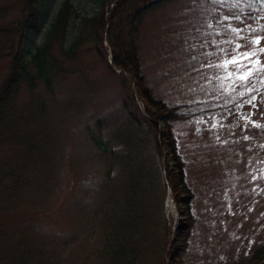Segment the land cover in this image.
<instances>
[{
    "label": "rangeland",
    "instance_id": "rangeland-1",
    "mask_svg": "<svg viewBox=\"0 0 264 264\" xmlns=\"http://www.w3.org/2000/svg\"><path fill=\"white\" fill-rule=\"evenodd\" d=\"M62 1L44 2L42 29L30 34L31 37L36 34L37 42L43 39V31ZM117 1L105 0L101 4L100 0H71L83 15L105 10V16H109ZM1 7L6 10L0 18L1 26L12 25L23 13L21 0H0ZM233 14L240 15L244 23L223 19ZM228 23L245 28L241 34L245 40L234 39V43L244 44L249 35L264 37V32L253 33L247 28L248 24L256 29L264 25V4L260 0H243L234 6L213 0H166L146 12L134 33L142 73L153 94L169 104L190 103L189 109L194 113L190 119L176 121L173 126L186 163V179L194 191L191 211L195 223L182 264H243L264 242V86L257 84L261 92L256 93V107L244 104L240 108L230 98L234 93L218 92V81L209 82L206 78L215 69L200 68L208 59L203 53L216 51L211 42L223 39L217 33H223ZM73 34L71 30L68 32L64 47ZM12 37L15 34L0 37V86L9 72L6 48ZM56 45L53 51L60 58L62 69L51 84L54 92H46L42 84L38 92L44 93L47 102L55 107H51L53 112L46 113L43 128L50 135L48 148L52 156L49 157L54 158L57 171L49 180L44 196L43 191H34L35 182L49 176L46 171L37 175L20 202L14 198L7 207L0 204V226L6 227L0 229L1 239H11L14 227L32 226L33 232L44 237L51 233L63 236L83 228L70 217L68 206L80 198L83 185L97 182L104 171L101 165L93 163L77 165L79 158L92 156L88 127L97 126L99 118L110 119L115 126L122 114L125 89L132 95L129 73L110 67L112 48L106 31L102 39L105 55L95 49L93 42H86L74 54L63 56ZM260 47H264V39ZM222 58L211 57L214 62ZM260 59L264 62V54ZM30 97L29 90L23 86L17 102ZM129 101L135 116L145 121L143 116L149 114L138 94L133 93ZM204 108L214 109L201 112ZM243 113L249 114L247 120L242 118ZM158 124L163 126V121L158 120ZM20 148L18 144L0 143V162L8 160L15 165ZM161 148L162 186L167 189L161 212L171 233L177 235L182 216L172 191L167 188L165 164L171 161L169 154L164 155L162 141ZM169 195L175 203L174 210L168 207ZM79 244L76 241L67 249L71 262L85 258Z\"/></svg>",
    "mask_w": 264,
    "mask_h": 264
},
{
    "label": "trees",
    "instance_id": "trees-1",
    "mask_svg": "<svg viewBox=\"0 0 264 264\" xmlns=\"http://www.w3.org/2000/svg\"><path fill=\"white\" fill-rule=\"evenodd\" d=\"M45 1L21 0L22 15L12 25H0V37L15 34L6 48L9 72L0 86V143L21 146L15 165L8 160L0 162V204L7 207L14 198L20 202L37 175L46 171L49 176L36 181L34 191H43L44 196L57 171L54 158L49 157L50 135L43 128L46 113L55 107L47 102L44 93L38 92L40 84L46 92H54L51 84L62 69L53 51L57 43L62 56L74 54L86 42L96 43L95 49L105 55L102 39L106 31L112 62L129 73L135 90L131 89L130 95L125 89L122 114L115 126L110 119L99 118L97 126L88 127L92 156L79 158L77 165L93 163L104 171L97 182L83 185L80 198L68 206L70 217L83 228L63 236L51 233L44 237L33 232L32 226L14 227L11 239L0 238V264H182L195 223L191 211L194 191L186 179V163L173 126L194 113L190 103L169 104L153 94L142 73L134 39L146 12L166 0H118L109 16H105V10L83 15L71 0H63L43 31V39L37 42L36 34H30L42 29ZM100 2L104 4L105 0ZM5 13L1 7L0 18ZM70 30L74 34L64 47ZM23 86L31 97L19 103ZM134 91L149 114L143 116V122L129 105ZM210 109L214 108L201 112ZM158 120L163 121V126ZM161 141L171 161L165 164L164 175L182 216L175 236L161 212L166 194L159 163ZM0 229L6 227L1 225ZM76 241H80L79 249L85 258L71 262L67 249ZM243 264H264V242Z\"/></svg>",
    "mask_w": 264,
    "mask_h": 264
},
{
    "label": "snow or ice",
    "instance_id": "snow-or-ice-1",
    "mask_svg": "<svg viewBox=\"0 0 264 264\" xmlns=\"http://www.w3.org/2000/svg\"><path fill=\"white\" fill-rule=\"evenodd\" d=\"M213 2L221 4L228 3L234 6L237 3L243 2V0H213ZM260 2L264 4V0H260ZM249 16L251 17V14H249ZM223 19L225 21L235 19L244 23L240 15L237 14H233L232 16L226 15ZM247 28L253 33L257 31L264 32V25L256 29L252 27L251 24H248ZM244 32L245 28L233 26L231 23L226 24L223 33H217V35H221L223 39L211 42L216 51H205L203 55L208 58L207 62L200 64L201 69H215V72L208 73L206 78L209 82L213 79L218 81V88L216 89L218 92L234 93L230 98L236 103V106L240 108H242L244 104L256 107L254 103L257 100L256 93L261 92V90L257 88V84L264 86V62L260 59L261 55L264 54V47H260L264 37L260 35H249L244 44L239 42L234 43V39L245 40V37L241 35ZM225 44L231 45V47H222V45ZM201 48H203V45H201ZM242 48L244 49L243 51H241ZM214 55L217 57L222 56L223 58L219 59L218 62H214L211 59ZM192 59L195 60L196 56L193 55ZM246 96L247 99H245ZM217 98L219 97L217 96ZM242 118L247 120L249 114L243 113Z\"/></svg>",
    "mask_w": 264,
    "mask_h": 264
},
{
    "label": "bare ground",
    "instance_id": "bare-ground-1",
    "mask_svg": "<svg viewBox=\"0 0 264 264\" xmlns=\"http://www.w3.org/2000/svg\"><path fill=\"white\" fill-rule=\"evenodd\" d=\"M172 200H173V199H172L171 196L169 195V196H168V200H167V204H168V207H169V208H173V210H174V205H173ZM174 204H175V203H174ZM175 205H176V204H175ZM176 211H177V210H176ZM176 211H175V212H176Z\"/></svg>",
    "mask_w": 264,
    "mask_h": 264
},
{
    "label": "water",
    "instance_id": "water-1",
    "mask_svg": "<svg viewBox=\"0 0 264 264\" xmlns=\"http://www.w3.org/2000/svg\"><path fill=\"white\" fill-rule=\"evenodd\" d=\"M168 154H169V151H168L167 147H164V155H165V157H166V155H168Z\"/></svg>",
    "mask_w": 264,
    "mask_h": 264
}]
</instances>
